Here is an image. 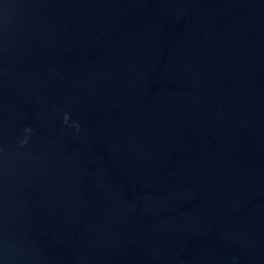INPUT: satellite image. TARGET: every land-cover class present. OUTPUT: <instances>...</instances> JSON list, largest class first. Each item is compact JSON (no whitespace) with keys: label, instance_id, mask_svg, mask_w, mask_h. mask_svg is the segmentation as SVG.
<instances>
[{"label":"water","instance_id":"obj_1","mask_svg":"<svg viewBox=\"0 0 264 264\" xmlns=\"http://www.w3.org/2000/svg\"><path fill=\"white\" fill-rule=\"evenodd\" d=\"M0 264H264V0H0Z\"/></svg>","mask_w":264,"mask_h":264},{"label":"clouds","instance_id":"obj_2","mask_svg":"<svg viewBox=\"0 0 264 264\" xmlns=\"http://www.w3.org/2000/svg\"><path fill=\"white\" fill-rule=\"evenodd\" d=\"M63 122H64L65 124L68 123V116H67V115H65V116L63 117ZM73 127H77V126H76V125H73ZM30 133H31V129H30V128H25V129H24L25 137H27V135H29ZM20 143H21V146H23L24 144L27 143V139L25 138V139L21 140Z\"/></svg>","mask_w":264,"mask_h":264}]
</instances>
